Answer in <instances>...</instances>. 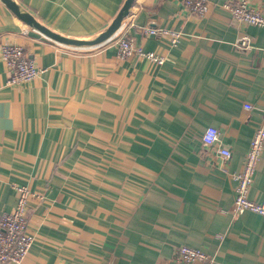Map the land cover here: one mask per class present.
<instances>
[{
    "label": "crops",
    "instance_id": "crops-1",
    "mask_svg": "<svg viewBox=\"0 0 264 264\" xmlns=\"http://www.w3.org/2000/svg\"><path fill=\"white\" fill-rule=\"evenodd\" d=\"M13 1L80 40L104 32L125 2ZM183 1L135 0L122 23L120 35L165 58L158 65L120 58L113 42L58 43L0 0V47H24L42 71L10 85L0 59V216L14 210L17 187L36 196L22 264H184V245L214 264H264V216L231 213L233 175L264 121V27L234 25L223 6L237 0H208L203 19ZM247 1L264 13V0ZM147 26L180 31V42L142 33ZM243 36L248 50L236 45ZM209 127L229 159L203 144ZM248 197L264 202V151Z\"/></svg>",
    "mask_w": 264,
    "mask_h": 264
},
{
    "label": "built area",
    "instance_id": "built-area-1",
    "mask_svg": "<svg viewBox=\"0 0 264 264\" xmlns=\"http://www.w3.org/2000/svg\"><path fill=\"white\" fill-rule=\"evenodd\" d=\"M210 7L208 0L183 1L184 10L191 16L199 19H203L208 15ZM223 7L231 14L232 22L236 26L264 27V13L253 9L247 0L226 3ZM119 31L108 42L115 43L120 58L138 55L158 65H162L165 62L163 56L154 52L144 51L142 46L137 45L131 38L125 37L123 34L120 35ZM141 31L146 35L156 38L168 39L172 47L180 42L182 36L180 31L151 26L143 27ZM236 45L242 50H248L251 48L250 38L243 36ZM0 59L8 69V82L10 85L20 86L31 84L42 72L24 47L16 44L7 43L1 45ZM250 107L249 105L246 106L247 109ZM202 142L208 148L217 146L219 154L226 159H229L232 155L230 149L220 145L221 132L215 127H209L205 131ZM263 151L264 121L252 137L241 171L233 175V178L237 182L236 197L231 210L234 218L239 217L245 212H252L264 216V202H256L248 197ZM16 190L18 198L14 210L3 213L0 216V264H22L34 244V235L31 233L29 226V211L30 201L36 196L26 187H17ZM176 259L184 264L196 262L214 264L215 262L214 256L209 255L201 249L186 245L178 248Z\"/></svg>",
    "mask_w": 264,
    "mask_h": 264
},
{
    "label": "water",
    "instance_id": "water-1",
    "mask_svg": "<svg viewBox=\"0 0 264 264\" xmlns=\"http://www.w3.org/2000/svg\"><path fill=\"white\" fill-rule=\"evenodd\" d=\"M1 1L8 7L10 11H12L15 14V16L19 20H21L28 26H31L32 28H34L35 30H37L47 38L67 46L78 47V48H94L106 44L112 37H114L116 32L119 31L124 19L129 15L130 9L135 2V0H125L122 8L120 9L117 16L114 18L112 23L110 24V26L95 39L80 40V39H71V38L63 37L51 31L43 24H41L38 20H36L32 14L23 11L20 8V6L13 0H1Z\"/></svg>",
    "mask_w": 264,
    "mask_h": 264
}]
</instances>
